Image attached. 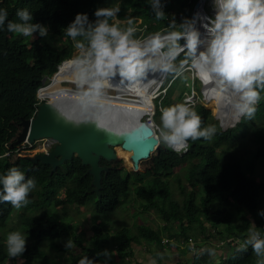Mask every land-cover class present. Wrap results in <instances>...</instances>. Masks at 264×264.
<instances>
[{"label":"trees","instance_id":"obj_1","mask_svg":"<svg viewBox=\"0 0 264 264\" xmlns=\"http://www.w3.org/2000/svg\"><path fill=\"white\" fill-rule=\"evenodd\" d=\"M167 1L161 0V3L166 2L164 10L169 18L156 20L148 0H0V9L7 10L10 20L18 22L17 10L27 8L33 13V22L48 26L53 36L66 42L63 45H55L39 34L30 40L29 37L8 32L6 26L0 28V156L5 152L10 153L7 158L0 159V177L6 175L9 168L18 167L25 173V180L34 178L37 183L36 188L30 192L33 194L31 203L21 209L15 229L8 226L14 207L0 202V233L7 235L9 232L20 230L28 236L26 252L16 259L7 256L6 240L0 237V264H6L8 260L11 264H36V261H39L38 264H49L47 254L42 249L43 245H48L57 252H67L64 245L55 242L63 238L66 241L71 238L83 252L75 257L67 252L72 264H78L79 259L85 255L103 261L104 258L96 256L98 252L106 249L109 243L110 236L103 228L92 223L90 228L93 234L89 237L91 244L86 245L85 234L76 231L73 219L65 213L58 215L50 209L61 205L65 211L67 206H83L86 201L93 200L95 213L107 214L122 202V197L129 193L130 186L139 205L147 211H155L162 219L163 225L153 229L138 223L135 224L134 232L129 227L118 229L112 236L116 241L114 253L118 260L133 257L132 244H140L144 240L165 249L167 245H173L171 240L178 235L182 238L179 242H184V246H181L182 253L191 256L193 251L189 248L188 239L192 234L205 232V224L213 232L204 235L200 244L208 246V249H214L208 245L209 236L218 239L237 237L243 241L247 230L253 224L264 235V218L258 215V211L264 209V179H256L253 176V160L247 164L237 156L226 160L219 159L218 145L231 140L235 128L223 130L210 109L198 101L191 106L201 116L203 125L215 124L218 129L211 141L190 140L188 151L182 153H176L160 143L159 152L151 154L149 169L145 171H127L121 168L124 167L122 161L116 159L113 163L119 168L109 171L102 179L100 198L91 192V177L86 174V167L81 165L77 157L64 162L56 172L50 174L49 166L33 164L23 155L14 152L16 145H13L12 141L19 130L18 116L29 117L34 114L39 103L37 89L42 86V79L52 76L57 67L72 56L74 42L64 34V28L74 20L77 13H87L90 20H94V11L97 8L118 4L121 8L118 17L133 18L138 28L137 37H147L158 32L163 34L174 30L169 27L173 15ZM172 1L176 7L175 19L180 23L185 17L189 19L197 0ZM182 7L186 9L182 10ZM138 19L140 22L136 24ZM180 43L183 44L184 41ZM183 58L184 54L181 53L177 62ZM165 78L164 93L158 97L160 109L161 106H170L172 99L181 101L184 94L192 91L190 81L186 83L183 75L174 78L173 74L166 73ZM196 82L199 84L197 80ZM196 87L200 95L198 85ZM261 97L256 115L264 118V92H261ZM242 124L243 120L239 126ZM252 142L255 146L253 158L264 167L263 130L254 131ZM184 164V178L189 190L179 203L172 197L169 182L164 177ZM148 177H151L152 183L148 181ZM173 178L182 192L184 185L181 178L176 174ZM60 192L63 197H59ZM174 223L179 228L178 235L172 230ZM163 235L168 239L167 243L162 242L165 239ZM225 245L228 247L227 254L225 253V257L222 256L217 264H258V258L251 247L246 252H238V243ZM199 246H195L196 250ZM195 252L191 257L192 264H207L205 257L202 261ZM158 260L156 264L162 262V259ZM111 261L108 264H111ZM174 264L185 263L176 261Z\"/></svg>","mask_w":264,"mask_h":264},{"label":"clouds","instance_id":"obj_2","mask_svg":"<svg viewBox=\"0 0 264 264\" xmlns=\"http://www.w3.org/2000/svg\"><path fill=\"white\" fill-rule=\"evenodd\" d=\"M148 4L156 20L169 18L164 10L166 2L148 0ZM213 8L214 17L201 23L203 33L194 20L184 18L177 23L173 15L169 27L174 30L165 36L156 33L146 39L137 37L138 28L133 18H128L126 26H121L124 21L118 19L121 11L118 4L97 8L94 20H90L87 13H77L64 28V34L71 38L79 52L73 61L76 87L82 90L83 97L100 100L113 87L112 82L117 77L130 91H136L149 71L173 74L175 78L190 69L203 86L208 83L218 86V95L234 111L237 123L242 118L254 119L261 92H264V0H213ZM193 13L195 18L194 10ZM16 16L18 22L9 19L6 9H0V28L6 26L8 32L23 37H33L34 33L40 37L48 35L49 27L33 22V13L27 8L17 10ZM181 53L184 58L177 63ZM201 94L204 99L203 89ZM182 99L183 103L161 107L160 125L157 129L153 126L160 143L176 153L188 151L190 140L211 141L218 131L215 124L204 126L191 101ZM219 126L222 128L220 123ZM9 155L5 152L0 159ZM0 185V202L20 210L31 203L29 193L37 183L34 178L25 180L23 171L11 167L0 177ZM258 215L264 218V209L259 210ZM27 239L21 231L9 232L7 256L10 259L22 257L27 250ZM64 247L71 251L77 245L69 238ZM249 247L258 258V264H264V235L255 224L239 243L237 251L246 252ZM189 248L196 251L191 241ZM208 251L214 254L213 249ZM157 255L162 258V254ZM96 256L103 257V261L85 255L78 264H108L112 252L105 249ZM150 264L156 261L153 259Z\"/></svg>","mask_w":264,"mask_h":264},{"label":"rangeland","instance_id":"obj_3","mask_svg":"<svg viewBox=\"0 0 264 264\" xmlns=\"http://www.w3.org/2000/svg\"><path fill=\"white\" fill-rule=\"evenodd\" d=\"M167 3L170 5V13L172 15L176 14V7L175 4L173 3L172 0H168ZM206 6H204V11L206 12V14H208L209 17H214L215 15V11L213 8V0H207L205 3ZM182 10H185V7L181 8ZM195 11V10H194ZM192 13H193V7H192V11L189 15V19L191 20H195V18L192 17ZM186 18V17H185ZM119 20L124 21V23L122 24V27L126 26V20L128 19V17H124V18H119ZM140 22V20L138 19L136 24H138ZM196 27L199 29L198 23H196ZM159 33V32H158ZM155 35V34H154ZM38 37V33H34L33 37H29L30 40L34 39ZM150 36L147 37H138L141 39H146ZM45 38H47L48 41H51L53 44L55 45H63L65 44V40L58 38L57 36H53L51 34V32L48 31V35L45 36ZM79 55L78 50L75 48L72 56L67 59V61H71V60H75ZM178 63V62H177ZM166 74L164 73V76ZM51 76H47L44 77L42 79V86L46 85L49 80H50ZM52 79V78H51ZM165 77L164 80L162 81L160 88L158 89V91L155 92V96L153 97V103L157 104L155 105V111L154 114L152 116L153 121L155 123V128L157 129V127L160 125V107H159V99L158 97L160 96L159 94H163L164 93V82H165ZM183 79L186 83H188L189 81V85L191 86V92L189 94H184L185 99H187L188 101L190 100L191 104L196 103V101H199L200 103L204 104L205 107H207L208 109H210V111L212 112L213 116H215L216 120L221 124L222 120V129H227V128H235V132L233 133V137L231 140L227 141V142H222L221 144L218 145V149H217V155L219 157L220 160H226L228 158H230L231 156H237L239 159H242L244 163H249V161L253 160L254 163V167H255V171L253 172V176L256 179H264V167L262 165H260L258 163V161L256 159L253 158V152L255 149L254 143L252 142V135L254 133V131H258V130H263L264 132V118H262L261 116L255 115V118L252 120H245V119H241L243 120V124L242 126H239V123H230V119H229V115H227V119L224 120V124H223V119L219 118V116L217 115L215 108L213 105H211L208 101H205L202 98V94L199 96V92L198 89L196 87V85H198V88L200 89V91L203 89V85L201 84L200 81H198V79L196 78L194 71L190 70V69H186L184 74H183ZM199 82V84H197L196 80ZM73 88H76V85H72ZM106 93L108 94H112L113 91L108 89L106 91ZM183 97V98H184ZM41 100V99H40ZM183 100V99H182ZM181 100V101H182ZM43 100H41L42 102ZM48 102L52 103L53 101L51 100V98H49L47 100ZM179 100H175L172 99V102L170 103V106L175 105V104H180L183 103V101L181 102ZM162 107V106H161ZM227 108H229L227 106ZM218 117V118H217ZM219 119V120H218ZM240 120V121H241ZM158 135V134H157ZM46 139V138H45ZM42 140V139H39ZM38 141V140H37ZM129 153V152H127ZM29 155V154H26ZM32 155V154H30ZM150 159H145L142 160L140 162L139 165V171H145L146 169H149V165H150ZM184 166V167H183ZM182 167H178L175 168L173 170L172 173H168L164 179H166L169 182L171 191H172V197L174 199H176L179 203H181L183 201V199L185 198L188 190H189V185L186 183V180L184 178V168H185V164ZM121 168H125L127 171H131V165L129 166V162H128V167L124 166ZM178 175L181 178V183H183L184 185V190L182 192L179 191V189L177 188V182L174 181L173 175ZM149 182L152 183V179L151 177L147 178ZM59 197H63V193L60 192ZM29 200H31L33 198V194L29 193ZM122 202L118 204V206L115 208V210H113L110 213H104V214H98L97 216H99V223H95L94 219L90 220L88 219V214H83L82 211L79 212V215L76 214L75 207L74 206H67L66 210L63 211V208H61V205L53 207L50 209V211H55V213H57L58 215L60 214H67L70 217L73 218L72 222H74L75 224H77V222L80 221H84V219L87 221V223L85 224V226L80 225V227L77 225L78 227V231L80 230H84L85 232H83L85 235V244L86 245H90L91 242L89 241V237L92 236L93 232L92 230H90V225L91 222L96 224L97 226H99L100 228H103L106 232H111L112 234H114L118 229L122 228V227H129L133 232L135 231V224L138 223H143L146 224L148 226L153 227V229H157L160 228L163 225V221L162 219L155 213V211L153 210H146L144 209V207H141L139 205V201L136 200V197L133 194L132 191V186H130V190L129 193L126 194L125 196L122 197ZM262 205H264V198L262 201ZM46 207V206H44ZM56 209V210H55ZM95 209H90V216H94L95 213L94 212ZM73 213V214H71ZM21 215V209L17 210L14 208V211L11 213L10 219H9V227H12V229H15V227L18 226V222H19V216ZM74 215V216H73ZM103 215V216H102ZM113 226L112 228H110V226ZM205 232L203 233H196L195 235L192 234L190 235L192 240L195 242L196 245H200L195 254L196 256H198L199 258L202 259V261H204V257L206 259V263L207 264H217V261L219 259V256H217V252L216 249H220L221 247H225V245L223 246H219V247H215L213 244H210L209 242H212L214 244H216L219 240L218 237H211L209 236V238L207 239L208 245L213 246V250H214V254H212L211 252H207L208 246H204L203 243H201L200 239H203L204 235H208V233L213 232V230H211V228L205 224ZM111 229V230H109ZM162 229V228H161ZM163 230V229H162ZM172 230H174L175 232H177V235L179 234V228L176 225V223L172 224ZM17 231V230H15ZM20 231V230H18ZM22 232V231H21ZM248 232V230H247ZM192 233V232H191ZM0 237L5 238L7 235H3V233H0ZM112 238V237H111ZM163 238H166L163 235ZM216 238V239H215ZM102 241V240H101ZM179 241H182V238L180 235H178L177 238H174L171 240V243H173V245H167V247L165 249H163L161 246H158L154 243H149V242H145L144 240H142V242L140 244H132V249L134 250L135 255L139 257L138 259H140L141 263L140 264H148L149 260H153L155 259H162L163 262L168 261L169 264H174L176 261H178L179 263H185V264H192V256L194 255V253H191L190 255L185 256L183 252V249L181 246H184V242L181 243ZM56 243H59L61 245H65L66 243V239H57L55 240ZM175 243V244H174ZM114 245L115 242H113V244L107 246V250H109L110 252H112V258H111V264H117L119 262V260L117 259L115 253H114ZM203 248L204 251L201 252V249ZM216 248V249H215ZM43 251L47 254V259H48V263L49 264H72L70 260V256L75 257L76 254H80L82 252V250L80 248H77V250H71V251H67L70 256H67L69 254H67V252H57L54 249L50 248L48 245H43L42 247ZM105 250V249H104ZM162 254V258L161 255H157V254ZM219 253V252H218ZM157 255V256H156ZM224 256V254L221 255V257ZM103 258V257H102ZM39 261H36V264H38ZM6 264H11V262L8 260V263ZM122 264V263H121ZM130 264V262L128 263ZM135 264H139L138 262H135Z\"/></svg>","mask_w":264,"mask_h":264},{"label":"water","instance_id":"obj_4","mask_svg":"<svg viewBox=\"0 0 264 264\" xmlns=\"http://www.w3.org/2000/svg\"><path fill=\"white\" fill-rule=\"evenodd\" d=\"M200 5V1L197 0L194 8ZM65 61L67 60L62 63ZM40 88L37 90L38 98ZM70 88L75 90L73 87ZM65 100L40 102L32 116H18L19 130L12 141L13 145H18L25 141L32 144L45 138L53 140L54 145L48 151L23 155L33 164L49 166L50 174L56 172L64 162L77 157L81 165L86 167V174L91 177V192L100 198L102 179L109 171L119 168L113 163L117 159L116 147L129 152L133 171H138L142 160L150 158L155 151L159 152L158 135L149 120H146L152 116L141 120L113 108L85 109L81 106L67 105L64 103Z\"/></svg>","mask_w":264,"mask_h":264},{"label":"bare ground","instance_id":"obj_5","mask_svg":"<svg viewBox=\"0 0 264 264\" xmlns=\"http://www.w3.org/2000/svg\"><path fill=\"white\" fill-rule=\"evenodd\" d=\"M209 16L208 14H206L202 7H198V12L195 16V20L196 23H198L201 33L204 32V29L201 27V23L207 22V18ZM161 35L165 36L167 34ZM73 61L74 59L62 63L59 69H57L58 72L55 74V76L52 79L50 78L49 82L40 88L38 95L41 100L50 103L47 101L49 98H51L53 102L66 99L64 103H66L67 105L71 104V106L76 107L81 106L85 109L106 108L108 110H111V108H113L115 109V111L120 110L121 113L131 114L132 117H139L141 118V120L153 116L155 111L153 97L155 92L160 88L162 81L164 80V73L149 71L146 79L141 85V88L136 91H130L127 85L121 84L119 77H117L112 82L113 87L110 88L113 93H106L100 100H95L83 97L82 90L80 89L73 90L70 88L72 87V85H76V69ZM203 91L205 92L204 100L208 101L211 105L214 106L219 118L223 119V124L224 120L228 117L227 115L230 116V123H237L235 120L234 111L230 110V108H227L225 102L220 98V96L218 95V86L215 83L204 84ZM90 113L91 111L88 114ZM146 120L148 121L149 119ZM219 121H221L222 125V120ZM151 124L152 126H155L154 121ZM53 145L51 146V148L53 147ZM116 153L117 159H120L124 166L128 167V162L129 166L131 165L129 153H127V151L122 150L120 147H116Z\"/></svg>","mask_w":264,"mask_h":264},{"label":"built area","instance_id":"obj_6","mask_svg":"<svg viewBox=\"0 0 264 264\" xmlns=\"http://www.w3.org/2000/svg\"><path fill=\"white\" fill-rule=\"evenodd\" d=\"M199 1H200L201 5L198 6V7L204 8V6H206L205 3H206L207 0H199ZM198 7L194 9L196 14L198 12ZM185 100H187V99H185ZM148 122L149 123H152L153 121L150 119ZM53 143H54L53 140L48 139V138L35 141L32 144H29L27 142H22L21 144L16 145V148H15L14 152L17 155H26V154L42 153V152L48 151L51 148V146L53 145ZM218 240L219 241L216 243V246L217 247L223 246V245H225L227 243H238L239 244V243L242 242V240L240 238H237V237L221 238V239H218ZM167 241H168V239H166V238L162 240L163 243H167ZM190 241L192 242V244H194L196 246V244L192 240V238H189L188 239V244H189ZM209 243L210 244H213L215 246L214 243H212V242H209ZM200 249H203V248H200ZM219 252L220 253H223L222 247L220 248V251Z\"/></svg>","mask_w":264,"mask_h":264},{"label":"crops","instance_id":"obj_7","mask_svg":"<svg viewBox=\"0 0 264 264\" xmlns=\"http://www.w3.org/2000/svg\"><path fill=\"white\" fill-rule=\"evenodd\" d=\"M69 207H71V206H69ZM75 207V209H77V210H75V212H76V214H78L79 215V212L80 211H82L83 212V214L85 213V214H88V219H90V220H92V219H94V222L95 223H99V216H97L98 214H96L95 213V210H94V212L93 213H95V215L92 217V216H90L89 217V214H90V209H94V202H93V200H88V201H86V203L83 205V206H74ZM71 214H73V213H71ZM74 216V215H73ZM103 216V215H102ZM72 218V217H71ZM73 219V218H72ZM87 223V221L84 219V221H80V222H77V224H76V231L77 232H79L78 231V227H77V225L80 227V225H83V226H85V224ZM91 224H92V222H91ZM109 225V224H108ZM110 226V225H109ZM113 226L111 225L110 226V228H112ZM90 230H91V228H89ZM113 229H114V227H113ZM109 230H111V229H109ZM80 231H82V232H85L84 230H80ZM108 234H109V236H110V238L108 239L109 240V243L106 245V247L107 246H109V245H111V244H113V242H115L116 243V241H115V239H113V238H111L112 236H113V234L111 233V232H107ZM216 240H218V239H216ZM85 243V242H84ZM115 246V245H114ZM215 247H217L216 246V244H215ZM183 248V247H182ZM223 248V247H222ZM216 249V248H215ZM224 250H223V252H224V257H225V255L227 254L226 252L228 251V247H226V245H225V247L223 248ZM74 250H77V247H76V249H74ZM216 251H220V249H216ZM217 252V256H219V259L221 258V255H222V253H218ZM133 253H134V250H133ZM226 253V254H225ZM80 255H82V253H80V254H76V256H80ZM135 255V253L133 254V257L132 258H129V257H126L124 260H119V262L117 263V264H128L129 262H130V264H135V262H138L139 264L141 263V261H140V259H138L139 257H137V256H134ZM218 259V260H219ZM154 260L156 261V262H158L159 260L158 259H155L154 258ZM218 262V261H217ZM148 264H150V260H149V262H148ZM157 264H169L168 263V261H165V262H159V263H157Z\"/></svg>","mask_w":264,"mask_h":264}]
</instances>
